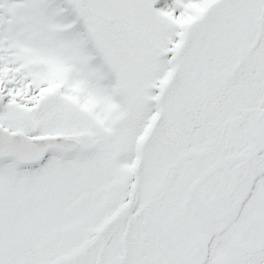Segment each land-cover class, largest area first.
<instances>
[{
  "label": "snow or ice",
  "instance_id": "1",
  "mask_svg": "<svg viewBox=\"0 0 264 264\" xmlns=\"http://www.w3.org/2000/svg\"><path fill=\"white\" fill-rule=\"evenodd\" d=\"M0 264H264V0H0Z\"/></svg>",
  "mask_w": 264,
  "mask_h": 264
}]
</instances>
